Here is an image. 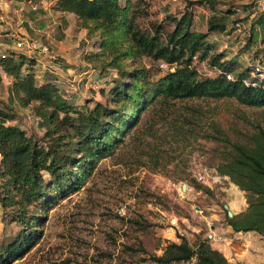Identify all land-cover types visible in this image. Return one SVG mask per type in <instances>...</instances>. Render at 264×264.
Instances as JSON below:
<instances>
[{
	"label": "trees",
	"instance_id": "obj_1",
	"mask_svg": "<svg viewBox=\"0 0 264 264\" xmlns=\"http://www.w3.org/2000/svg\"><path fill=\"white\" fill-rule=\"evenodd\" d=\"M46 1L60 14L57 39L64 37L72 15L73 32L85 30L81 42L97 48L84 59L101 73L114 71L115 77L99 91L104 101L78 107L62 93L56 76L48 71L38 76L37 56L15 48L0 53V83L1 72L10 78L7 100L0 97V210L7 226H18L4 233L0 264L22 258L37 243L47 213L80 190L100 160L115 155L147 111H170L177 101L189 99H233L261 109L249 129L237 135L211 120L205 138L218 145L210 158L216 159V173L241 190L246 201L241 212H226V226L264 238V13L255 20L259 32L251 21L246 46L260 40L261 53L253 52V61L243 65L217 38L228 41L234 30L250 23L248 16L237 18L239 7L220 0H186L181 13L164 11L162 16L149 0ZM194 4L208 12L205 30L194 27ZM14 102L29 109L40 134L22 128ZM178 238L165 240L161 254L149 259L155 264H230L207 237L193 244Z\"/></svg>",
	"mask_w": 264,
	"mask_h": 264
},
{
	"label": "rangeland",
	"instance_id": "obj_2",
	"mask_svg": "<svg viewBox=\"0 0 264 264\" xmlns=\"http://www.w3.org/2000/svg\"><path fill=\"white\" fill-rule=\"evenodd\" d=\"M149 1L152 10H162L160 16L164 11L177 14L183 10L178 5L174 10H167L169 5L155 7L163 0ZM241 1L220 2L238 6L237 18L248 16L246 18L252 21L257 20L260 13L254 9L256 0H247V5ZM19 2L12 5L6 1L5 5H0L3 16H0V25L7 20L15 29L22 27L34 32L27 14L31 7L37 9L45 3L39 0ZM202 9L206 10L193 5V24L198 30H205V20L197 18L204 14ZM250 24L251 21L243 23L228 41L217 38L222 48L229 51V56H237L243 65L250 64L253 52L262 47L258 40L247 49ZM252 25L257 27L255 21ZM72 30L73 27L67 42H63L62 51L56 54L51 51L52 57L38 56L37 73L40 76L49 67L52 72L48 73L57 77L60 90L70 102L78 107L93 106L96 100L104 101L99 91L115 77V72L101 73L94 69L83 56L97 52L96 46L89 41L76 42ZM18 35L41 41L51 50L49 41L39 39L42 36ZM14 41L6 43L14 46ZM0 97L8 98V85L3 82L0 83ZM13 104L21 117L22 128L28 133L40 134L29 109L16 102ZM168 110L147 111L115 155L100 160L82 188L47 213L39 228L37 243L10 264H155L149 259L150 255L161 254L164 241L178 242V236H184L192 244L199 237H207L214 247V229L210 225L226 226L227 210L223 205L228 204L226 189L230 182L216 173L213 167L216 159L210 160L218 145L205 138L211 132L209 122L214 120L229 135H237L239 130L249 129L250 122L257 120L262 111L233 99L203 98L177 101ZM196 184L204 188L198 189ZM228 210L233 213L230 208ZM6 222L0 210V242L6 230L14 233L18 229L16 224L7 226Z\"/></svg>",
	"mask_w": 264,
	"mask_h": 264
},
{
	"label": "crops",
	"instance_id": "obj_3",
	"mask_svg": "<svg viewBox=\"0 0 264 264\" xmlns=\"http://www.w3.org/2000/svg\"><path fill=\"white\" fill-rule=\"evenodd\" d=\"M6 1L12 5L13 3H20L19 2L20 0H2V2L0 1V5L1 6H3V4L5 5ZM169 1H172L174 3L170 4ZM185 1L186 0H179L178 2H175L173 0L158 1L157 4H155L156 5L155 7L158 8L162 7L160 6V4H162L163 6L169 5L167 8L174 10V8L177 5L179 6V8L184 7ZM223 1L229 2L230 0H223ZM27 2L31 3L36 1L27 0ZM40 2H44L45 5L38 6L37 9L35 6L31 7L32 9L31 12L27 14L29 21L28 23H30V28L34 30V32L28 31V28L24 29L22 27L20 28L18 27V29H15L7 20L5 21V23L0 25V39L4 43L0 45V48H3L2 50L0 49V51L4 52V50H7L8 48H14L13 45L10 46L6 42L11 41L13 43V39L17 36L18 33L22 35L30 34L33 37L42 36V38L39 39H45L46 41H49V43L51 44V51L54 54H56V52L59 53L60 51H62L61 49L63 46V42H67L66 40L69 37L70 28H72L74 24L73 16L72 15L67 16L70 20L69 27H67L64 30V37L62 39H57L56 36L58 32L56 29V23H57L56 19L57 17L60 16V14L50 10L49 8L50 3L48 1L39 0V3ZM240 3L247 5L249 2L247 0H242ZM223 4L224 6L228 5L227 3H223ZM202 12L204 14H202L197 18H199V20L203 18L206 21L208 12L203 9ZM250 21L252 20L248 18V22ZM20 23H22V21H20ZM32 25H35L37 29L35 27L33 28ZM85 33H86L85 30H80L79 32L74 33V38L76 37L75 41L81 42L82 40H84ZM46 70L51 71L49 67H47ZM47 71H43L42 75L40 76H43ZM1 77H2L1 82L9 86L10 78L7 77L3 72H1ZM1 98L7 100L4 97ZM226 196H227L228 207L233 211L234 214L241 212L246 207L244 193L241 190H239L234 184L230 183V187L226 189ZM210 227L211 229H214L212 231V241H214L213 242L214 248L222 252L224 256L228 259L230 264H263L264 263V239L261 236H259L254 232H246V233L233 232L230 226L219 225L216 227L214 225H210Z\"/></svg>",
	"mask_w": 264,
	"mask_h": 264
},
{
	"label": "built area",
	"instance_id": "obj_4",
	"mask_svg": "<svg viewBox=\"0 0 264 264\" xmlns=\"http://www.w3.org/2000/svg\"><path fill=\"white\" fill-rule=\"evenodd\" d=\"M176 1V0H173ZM254 9L259 13H264V0H256ZM239 11V9H237ZM14 48L25 52L27 55L32 56H41V55H49L52 57L51 51L48 47V45L42 43L41 41L33 40L31 38H27L25 36H20L17 34V36L14 38ZM39 60V59H38ZM40 61V60H39ZM51 65V63H49ZM160 67L162 69H166L167 66L164 63L160 64ZM260 65L256 64L255 71H260ZM119 213H122V210L118 211Z\"/></svg>",
	"mask_w": 264,
	"mask_h": 264
},
{
	"label": "water",
	"instance_id": "obj_5",
	"mask_svg": "<svg viewBox=\"0 0 264 264\" xmlns=\"http://www.w3.org/2000/svg\"><path fill=\"white\" fill-rule=\"evenodd\" d=\"M183 188H185V185H183ZM223 208L227 210V213L229 216H232V212L230 210H228L229 209L228 204H224ZM211 227H213V226H211Z\"/></svg>",
	"mask_w": 264,
	"mask_h": 264
}]
</instances>
